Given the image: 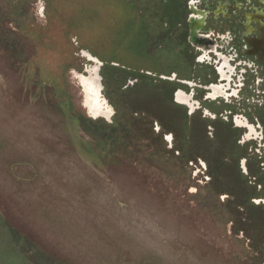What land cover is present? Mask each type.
I'll use <instances>...</instances> for the list:
<instances>
[{
  "label": "rangeland",
  "instance_id": "374dc122",
  "mask_svg": "<svg viewBox=\"0 0 264 264\" xmlns=\"http://www.w3.org/2000/svg\"><path fill=\"white\" fill-rule=\"evenodd\" d=\"M134 16L121 0H0V264H263L202 159L155 147L142 110L125 121L134 103L85 108L83 50L150 66L129 50Z\"/></svg>",
  "mask_w": 264,
  "mask_h": 264
},
{
  "label": "flooded vegetation",
  "instance_id": "af4514ba",
  "mask_svg": "<svg viewBox=\"0 0 264 264\" xmlns=\"http://www.w3.org/2000/svg\"><path fill=\"white\" fill-rule=\"evenodd\" d=\"M121 1L138 27L129 50L150 66L112 64L124 78L110 97L100 74L105 62L83 50L95 63L87 75L75 72L82 92L101 81L107 103L117 91L118 101L134 103L133 119L139 109L150 118L155 147L162 141L187 163L203 160L232 233L261 235L250 247L264 264V0Z\"/></svg>",
  "mask_w": 264,
  "mask_h": 264
},
{
  "label": "trees",
  "instance_id": "16d2710c",
  "mask_svg": "<svg viewBox=\"0 0 264 264\" xmlns=\"http://www.w3.org/2000/svg\"><path fill=\"white\" fill-rule=\"evenodd\" d=\"M139 2H140V5H143V6H147L148 5V0H139ZM148 16H150V15L148 14ZM110 63L111 62H105L104 66H102L101 69H100V74L102 76V81H103V84L105 86V91H106L105 93L108 96L112 97V95H110L107 91H109L113 85H116V84L117 85L119 84V86L121 85V83H122L121 80L122 79L120 80V77H122V75H121L122 73H120V70H119L118 67L110 65ZM122 78H124V77H122ZM110 97L108 98L110 103L116 109V112H119L120 111L119 109H120L121 102L118 101L116 98L113 99V98H110ZM128 120H133V122L131 124H134L135 123L134 121H136L137 119L136 118L133 119L132 115L128 114V116L126 117L125 121L127 122ZM124 130H125V132H129L126 128H124L122 132H124ZM129 134H130V132H129ZM129 134H127V135H129ZM260 237H261V235L253 236L251 244L255 245V243L258 242Z\"/></svg>",
  "mask_w": 264,
  "mask_h": 264
},
{
  "label": "bare ground",
  "instance_id": "6f19581e",
  "mask_svg": "<svg viewBox=\"0 0 264 264\" xmlns=\"http://www.w3.org/2000/svg\"><path fill=\"white\" fill-rule=\"evenodd\" d=\"M99 77V76H98ZM99 79V78H98ZM97 86L93 91H85L84 93V106L88 110V113L93 118L107 117L111 114V108L107 101L101 94V87L99 80L97 81Z\"/></svg>",
  "mask_w": 264,
  "mask_h": 264
},
{
  "label": "crops",
  "instance_id": "0c3cea01",
  "mask_svg": "<svg viewBox=\"0 0 264 264\" xmlns=\"http://www.w3.org/2000/svg\"><path fill=\"white\" fill-rule=\"evenodd\" d=\"M100 65H101V64H99V66H98V67H100Z\"/></svg>",
  "mask_w": 264,
  "mask_h": 264
},
{
  "label": "water",
  "instance_id": "95a60500",
  "mask_svg": "<svg viewBox=\"0 0 264 264\" xmlns=\"http://www.w3.org/2000/svg\"><path fill=\"white\" fill-rule=\"evenodd\" d=\"M98 69H99V67H98Z\"/></svg>",
  "mask_w": 264,
  "mask_h": 264
}]
</instances>
